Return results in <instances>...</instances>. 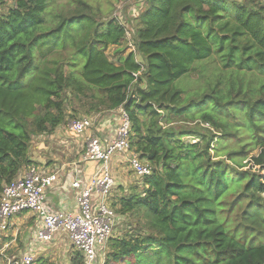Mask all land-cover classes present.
I'll use <instances>...</instances> for the list:
<instances>
[{"label":"trees","instance_id":"16d2710c","mask_svg":"<svg viewBox=\"0 0 264 264\" xmlns=\"http://www.w3.org/2000/svg\"><path fill=\"white\" fill-rule=\"evenodd\" d=\"M56 1L1 8L0 194L31 165L33 136L64 123L71 93L75 113L124 109L152 167L112 203L129 229L102 264H264V0H145L131 27ZM213 55L203 85L177 83Z\"/></svg>","mask_w":264,"mask_h":264},{"label":"built area","instance_id":"2783aa9c","mask_svg":"<svg viewBox=\"0 0 264 264\" xmlns=\"http://www.w3.org/2000/svg\"><path fill=\"white\" fill-rule=\"evenodd\" d=\"M118 112V122L109 133H89L94 126V119L89 116L68 122L71 133L84 136L85 148L80 163H97L87 178L77 166L74 167L70 186L76 191L77 213L55 211L47 202L48 191L61 180L59 172L28 166L1 191L0 233L15 226L13 220L17 215L30 212L37 220L33 243L49 242L57 234L65 233L74 250L83 254L85 264L103 263L106 242L116 225V214L108 203L116 184L111 170L112 161L122 158L140 179L152 173V167L141 161L130 146L131 123L128 114L122 108ZM11 264H36V261L31 252H24L18 261Z\"/></svg>","mask_w":264,"mask_h":264},{"label":"rangeland","instance_id":"374dc122","mask_svg":"<svg viewBox=\"0 0 264 264\" xmlns=\"http://www.w3.org/2000/svg\"><path fill=\"white\" fill-rule=\"evenodd\" d=\"M71 1L75 2L76 0H57L56 3H67ZM90 3L97 13L98 17L103 19L111 17H119L126 27H131V23H136L134 21V11H137L140 7L144 8L145 0H85ZM12 3V0H0V8L3 6H8ZM143 4V7H142ZM126 51L133 50L132 45L129 43L126 44ZM115 47H109L107 54L110 59L114 56ZM114 59V58H113ZM140 60V59H138ZM220 59L217 55H213L206 62L198 65L197 70L205 68V75H198L199 71H194L189 76L182 77L177 83L179 85H185L187 91H195V88L203 85L206 80L212 76V71L220 68ZM199 89V88H198ZM197 89V91H198ZM72 101V103H71ZM85 102V100H84ZM79 102L74 101L71 93H68L65 97V121L62 125H59L52 132H46L43 134H38L33 136L28 156L31 159L32 163L30 166L36 168L45 169L49 171H64L67 173L71 171V168L77 166L80 163V158L84 153L85 142L84 136H76L71 133L68 129V122L74 118H80L83 116H90L94 119V126L89 133H100L102 131L96 130V128H101V122L103 120H110L112 124L118 122L119 114L115 118L109 111H95L94 113L86 114L85 108L88 109L89 106H85L82 110L77 109L75 113V108H78ZM74 106V107H73ZM189 140V139H188ZM256 150L252 153H255ZM251 153V154H252ZM116 160V159H114ZM113 160V161H114ZM118 162H115L113 167V176L115 178V186L111 191V194L108 198V203L110 207L114 210L112 203L115 202L117 198L123 195L129 194L131 188L141 186L142 179L137 178L128 163L122 158L117 159ZM21 174V173H20ZM263 174V173H261ZM112 196H114L112 198ZM115 212V211H114ZM27 220H35V217H28ZM126 220L121 217L118 221L116 220V225L113 227L112 236H118L125 229H129L128 225L125 224ZM36 227L25 224L22 228L14 229L15 226L11 227L4 233H0V264H11L12 262L18 261L21 255L24 252H30L27 250V243L31 241V228ZM126 226V227H125ZM54 239L53 241L45 244V250H37L36 254H33L36 264H70L71 257L74 255V251L71 252V244H69V239L66 237H61V240ZM56 244V246H55ZM27 250V251H26ZM74 250V249H73ZM33 253V252H31ZM102 257V254H101ZM100 264V263H98Z\"/></svg>","mask_w":264,"mask_h":264},{"label":"crops","instance_id":"0c3cea01","mask_svg":"<svg viewBox=\"0 0 264 264\" xmlns=\"http://www.w3.org/2000/svg\"><path fill=\"white\" fill-rule=\"evenodd\" d=\"M111 113H113L112 115L114 117H112V118L114 119L119 112L115 111V112H111ZM115 119H117V118H115ZM109 121L110 120H107V121H103L101 123V128L99 129L100 131H102L101 133H109L111 131V129L113 128L112 126L114 124L110 123ZM116 161H118V160L116 159V160L112 161V164H111L112 170H113V167L115 166ZM118 162H121V161H118ZM77 168H79L81 170L82 174L84 176H86V178H87V176H89V174L91 172H93V170L91 169L90 163L84 164V165L83 164L82 165L77 164ZM73 172H74L73 167L71 168V171H68L67 173H65L64 171L60 172L61 180L52 189H50L47 193V202H48L49 206L55 211H62V212L71 213V214L77 213V207L78 206L76 203V191L74 189H72L70 186V182L72 180ZM70 174H71V176H70ZM33 216L34 215L31 214L30 212L21 213V214L17 215L13 220L14 225H15L14 229L17 230L19 228H22L23 226H25V224H30V225L33 224V226H35V224L37 225V220H36L35 216H34L35 217L34 221L27 220L28 217L30 218ZM30 227H32V226H30ZM36 228H37V226H36ZM33 230H35V227L31 228V241L29 242V244L27 243L26 245H28L27 250H29L30 252H33L32 254H36L37 250L43 249V251H44L46 249L45 244H47L51 241L41 242V243H36L34 241V243H33V241H32ZM62 236L69 239L67 234L62 233V234H57L53 238V240L58 239V238H60L59 240H61ZM69 244H71L70 240H69ZM55 246H56V244H55ZM70 246H71V252L75 251V250H73L74 248L72 247V244Z\"/></svg>","mask_w":264,"mask_h":264}]
</instances>
